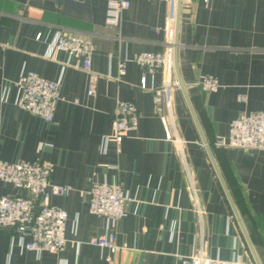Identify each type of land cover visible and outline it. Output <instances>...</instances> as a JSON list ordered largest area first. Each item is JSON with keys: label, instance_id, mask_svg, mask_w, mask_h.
Wrapping results in <instances>:
<instances>
[{"label": "crops", "instance_id": "0c3cea01", "mask_svg": "<svg viewBox=\"0 0 264 264\" xmlns=\"http://www.w3.org/2000/svg\"><path fill=\"white\" fill-rule=\"evenodd\" d=\"M108 1L0 0V161L47 164L49 181L69 188L47 201L66 213L63 249L36 255L20 249L11 230H0V264H180L194 249L208 258L253 262L224 187L264 264V150L214 146L238 115L264 112V0H181L176 70L220 177L178 86L164 96L176 142L164 139L151 104L150 89L165 85L162 71L148 74L131 61L162 52L170 2L125 0L111 27L104 22ZM55 31L89 40L90 70L98 75L91 96L87 74L65 53L44 57ZM21 69L59 82L50 122L14 105ZM201 76L215 77L219 89L202 92ZM119 101L134 105L136 128L100 154V137L110 133ZM92 183L117 185L126 194L125 217L107 225L88 214L85 191ZM19 194L0 182V196ZM105 239L113 255L92 244Z\"/></svg>", "mask_w": 264, "mask_h": 264}, {"label": "built area", "instance_id": "2783aa9c", "mask_svg": "<svg viewBox=\"0 0 264 264\" xmlns=\"http://www.w3.org/2000/svg\"><path fill=\"white\" fill-rule=\"evenodd\" d=\"M166 19L165 41L160 53H140L132 58L142 71L151 74L160 69L165 79L162 88H151V104L158 115L163 129L164 139L179 142L173 133L169 105L164 101L166 89L177 86L172 81L173 51H175L176 9L173 0ZM208 3L209 0H203ZM125 0H110L106 3V25L117 27L119 13L127 8ZM39 34L35 39H39ZM63 52L73 68L87 74L86 95L94 91L98 75L90 70L91 45L88 39L55 31L48 41L44 57L53 53ZM124 60L117 65L121 72ZM139 86L144 88V78ZM196 86L204 93L216 92L220 85L213 76H201ZM16 97L14 105L45 122H50L56 102L59 100V82L43 79L33 72L21 69L16 82ZM164 108V109H163ZM164 113V115H163ZM137 113L130 102L116 103L112 119L111 131L102 135L99 140V153L105 154L110 143L117 146L131 131L136 128ZM214 146L218 148H234L243 151L264 150V112L241 113L229 125L227 136H216ZM50 168L47 164L37 161H19L14 163L0 161V182L9 184L18 191V196H0V230H11V240H16L20 249L39 255L42 252L58 253L65 243L64 237L65 211L48 205L51 197L65 196L69 193L66 186L55 185L49 181ZM86 209L88 214L101 217L107 225H113L125 217L124 210L127 201L126 194L117 186L106 183H92L85 191ZM92 244L105 247L110 255L115 247L108 240H95ZM107 264H112L107 259ZM180 264H254L240 259L223 260L205 257L201 250L194 249L189 256L182 257Z\"/></svg>", "mask_w": 264, "mask_h": 264}, {"label": "water", "instance_id": "95a60500", "mask_svg": "<svg viewBox=\"0 0 264 264\" xmlns=\"http://www.w3.org/2000/svg\"><path fill=\"white\" fill-rule=\"evenodd\" d=\"M180 6H181V0H176L175 44H176V40H177V33H178L179 22H180ZM175 52H176V47H175V51H173V75H175L176 82H177V86H178V88L181 90V92H182V94H183V96H184V98H185V101H186V103H187V105H188V107H189V110H190V112H191V114H192V116H193V119H194L195 125H196V127H197V129H198V132H199V135H200V138H201L202 144H203L204 147H205V150H206V152H207V155H208V157L210 158V160L212 161V164H213L214 167H215L216 173H217L218 176H219V172H218V170L216 169V166H215V163H214V158H213L212 151H211V149H210L208 143L206 142V140H205V138H204V135H203V133H202V131H201V129H200V126H199V124H198V122H197V120H196V118H195L194 113H193V110H192V107H191L190 101H189V99H188V97H187V94H186V91H185V88H184V86H183V84H182V82H181V80H180V78H179V76H178V73H177V70H176V65H175ZM219 177H220V176H219ZM222 184H223V183H222ZM224 190H225V192H226V194H227L228 200H229V202H230V204H231V206H232V209H233V211H234V214H235V216H236V218H237V220H238V223H239V226H240V228H241V231H242V233H243V235H244V237H245V240H246V242H247L248 248H249L250 253H251V255H252L253 262H254V264H261L260 261H259V259H258V257H257V254H256V252H255V250H254V248H253V246H252V244H251V242H250V239H249V237H248V235H247V233H246V231H245V229H244V226H243V224H242V222H241V220H240V218H239V216H238V213H237V211L235 210L234 204H233V202H232V200H231V198H230V196H229V194H228V192H227V190H226L225 187H224ZM16 196H18V195H16Z\"/></svg>", "mask_w": 264, "mask_h": 264}]
</instances>
